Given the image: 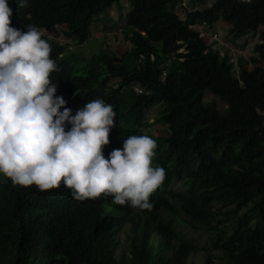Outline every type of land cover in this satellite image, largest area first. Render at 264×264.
<instances>
[{
	"label": "trees",
	"instance_id": "16d2710c",
	"mask_svg": "<svg viewBox=\"0 0 264 264\" xmlns=\"http://www.w3.org/2000/svg\"><path fill=\"white\" fill-rule=\"evenodd\" d=\"M127 1L124 33L131 46L119 55L83 58L88 64L80 74L66 47L48 35L60 30L81 43L93 17L119 0H28L23 8L8 0L10 26L40 30L60 69L50 74L55 95L71 114L97 98L112 105L105 157L129 135L142 134L147 111L163 104L167 134L149 135L157 144L153 164L165 170L149 198L152 208L121 207L111 198L77 202L62 185L41 192L0 177V264H191L195 242L175 221L211 233L227 264H264V66L257 64L264 59V0H212L183 19L176 0ZM218 20L233 36L262 28L255 65L240 57L235 75L231 57L193 27ZM206 92L226 104L225 114L213 108L215 101L204 105ZM174 178L184 190L168 188ZM249 204L251 213L238 214ZM228 206L233 209L224 211ZM204 264H214L211 254Z\"/></svg>",
	"mask_w": 264,
	"mask_h": 264
},
{
	"label": "clouds",
	"instance_id": "9594fccd",
	"mask_svg": "<svg viewBox=\"0 0 264 264\" xmlns=\"http://www.w3.org/2000/svg\"><path fill=\"white\" fill-rule=\"evenodd\" d=\"M16 3L28 6V0ZM12 16L8 0H0V177L41 192L62 185L77 202L111 198L114 205L151 210L149 198L165 179L153 164L156 141L129 135L105 157L112 105L97 98L71 114L50 79L60 69L49 43L33 25L10 26Z\"/></svg>",
	"mask_w": 264,
	"mask_h": 264
},
{
	"label": "rangeland",
	"instance_id": "374dc122",
	"mask_svg": "<svg viewBox=\"0 0 264 264\" xmlns=\"http://www.w3.org/2000/svg\"><path fill=\"white\" fill-rule=\"evenodd\" d=\"M211 2L212 0H176L174 11L183 19L187 12L201 10L210 6ZM117 4L118 2L113 3L112 6L106 8L104 12L93 17L89 27V34L81 43L66 37L60 30L56 31L57 35L49 34L51 39L58 40L60 44L66 47L64 54H66L65 56H67L72 64L79 69V74L83 72L85 64H88L83 58H92L101 51L119 55V50H127L131 46V43L126 40L124 33L127 27L126 14L129 10V4L127 0H119V4ZM168 9H170V6H168ZM193 27L200 32V35L207 37V43H209L213 49L219 51L220 54L227 53L231 57L235 75L238 70V58L242 57L249 68L256 64L253 61V58L256 56L254 44L260 39L259 30H262L261 27L258 28L255 33L246 31L239 36L230 34L227 25H224L220 20L214 22L212 26L203 23L194 25ZM257 64L264 66V59ZM93 65V63H90V66ZM109 82L114 84L116 78L111 79ZM138 88L139 87H136V89ZM203 101L206 106L215 101L213 108L221 115L225 114L227 111L225 103L219 101L207 92ZM162 107V103H157L147 111L145 122L148 124V127L140 128L142 134L148 133L147 135H151L152 137H162L167 134V128L162 124L159 116V111ZM168 188L185 189L182 182L176 178L173 179ZM231 209L233 208L228 206L223 210L229 211ZM245 211L248 213L252 212L250 204L241 208L238 214H242ZM163 214L166 217H170L167 212H163ZM255 223L256 221H252L251 224L255 225ZM175 225L177 229L181 230L187 237L193 239L195 242L197 251L192 253L189 257L191 264H204L205 256L208 254L212 255L214 264H227L221 257V252L212 247L210 243L211 233L204 230L190 229L178 221H175ZM226 230L231 232V228L228 224Z\"/></svg>",
	"mask_w": 264,
	"mask_h": 264
}]
</instances>
